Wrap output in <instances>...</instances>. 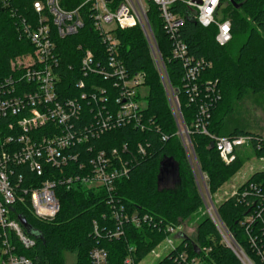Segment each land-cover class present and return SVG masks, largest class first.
<instances>
[{"label": "built area", "instance_id": "built-area-1", "mask_svg": "<svg viewBox=\"0 0 264 264\" xmlns=\"http://www.w3.org/2000/svg\"><path fill=\"white\" fill-rule=\"evenodd\" d=\"M86 4L91 5L87 15L105 45V55L89 48L80 52L79 72L74 81L79 92L67 96L55 38L64 39L78 33L84 24L81 8ZM177 4L184 5L203 27L215 25L219 45L225 46L232 40L231 21L224 19L220 12L221 0H86L72 10L64 8L61 0H37L33 3L35 21L19 15L11 0H0V7L10 11L17 31L33 47L12 58L10 72L0 76V264H32L26 256L15 252L12 235L25 248L35 246L36 238L26 233L19 217L11 216L12 207L29 201L38 219L53 220L61 209L57 188L62 186L70 188L81 183L106 190L115 225L114 229L103 230V235L110 239L123 236L127 222L136 227L146 222L151 224L153 219L149 215L129 214L122 204L115 202L114 194L117 181L129 177L133 165L147 156L149 142H138L135 150L128 142L109 150L98 149L94 144L107 132L126 127L141 132L156 130L162 141L170 139V135L146 116V101L139 102L142 89L147 87L145 73H130L120 57L117 30L135 26L141 27L148 41L176 120L175 134L185 148L208 216L222 242L244 264H254L222 221L209 193L208 176L202 172L192 144L193 131L185 123L178 92L171 83L148 17L152 5L156 6L163 30L171 41V59L182 64L183 92L190 104L198 103L194 132L210 136L227 165L236 160L241 150H250L256 158L264 160V156L257 155L264 148V135L229 137L209 132L211 110L221 99L218 81L200 82L201 74L212 63L194 58L180 37L184 16L175 10ZM24 166L35 178H44L40 184L31 181L29 187L22 186L25 177L18 168ZM255 190L253 185L242 192L238 187L227 198H246ZM256 196L263 195L257 192ZM261 204H256L254 210L258 217L264 211ZM254 219V215L246 218L247 228ZM93 233L102 238L97 222ZM175 234L181 238L178 244L173 240ZM179 234L180 226L165 227V238L149 253L154 254L152 264H201L198 256L190 254L188 243H183L185 236ZM162 242L167 243L163 252L157 250ZM252 245L258 248L264 262V250L254 239ZM135 252V247H130L124 264H141L142 261L135 259ZM90 259L92 264H109L108 250L95 246L90 251Z\"/></svg>", "mask_w": 264, "mask_h": 264}, {"label": "trees", "instance_id": "trees-1", "mask_svg": "<svg viewBox=\"0 0 264 264\" xmlns=\"http://www.w3.org/2000/svg\"><path fill=\"white\" fill-rule=\"evenodd\" d=\"M35 1L11 0L18 14L32 21L36 18L33 10ZM85 1L61 0V4L72 10ZM90 6L86 4L81 8L84 24L78 33L64 39L55 38L60 53V72L65 76L63 89L67 96H75L79 92L74 81L79 72L80 52L89 48L105 55V45L87 15ZM175 10L184 16L180 37L188 45L192 56L212 63L211 68L207 67L201 74L200 82L218 81L221 99L211 110L209 132L217 136H257L237 128L226 134L224 127L226 118L234 111L235 101L249 93H261L264 96V0H221L220 12L224 19L231 21L232 30V40L225 46L216 41L215 25L203 27L182 4H177ZM148 17L169 78L178 92L185 123L193 131L192 144L200 168L208 176L207 185L213 198L219 188L242 169L244 159L238 153L236 160L227 165L220 157L214 140L206 134L194 132L198 103L190 104L183 92L182 64L171 59V41L163 30L155 5H152ZM117 36L120 40V57L129 72H143L146 75L145 85L149 90L146 116L170 135V139L162 141L156 130L141 132L137 128L126 127L107 132L94 144L98 149L109 150L128 142L135 150L138 142H149L147 156L139 158L129 177L117 181L114 194L117 199L115 202L122 204L129 214L149 215L153 220L151 224L146 222L140 227L127 222L123 227L124 235L110 239L103 235V230L114 229L115 225L106 190L90 188L81 183L70 188L59 187L57 195L61 209L53 220L38 219L31 211L29 201L12 207L11 216H24L32 228V231L26 228V233L36 238L35 246L25 248L12 235L15 252L26 256L32 264H66L68 254H76L74 264H92L90 251L95 246L108 250L109 264H124L130 247L136 249L135 259L142 261L165 238L167 225L181 226L182 221L195 216L204 206L185 148L175 134L176 120L143 30L139 26L118 29ZM32 48L17 31L15 18L10 11L0 7V76L10 72L12 58ZM257 155L264 156V148ZM18 171L25 177L23 187H29L31 181L40 184L44 179L35 178L25 166L19 167ZM252 185L256 187L253 195L226 198L217 209L222 221L250 260L254 264H264L258 255V248L252 245L254 239L257 246L264 250V211L260 217L254 214L256 204H261L264 198V169L253 172L239 187V191ZM257 192L263 196H256ZM261 206L264 207V202ZM252 215L255 219L247 228L245 220ZM95 222L102 231V238L93 233ZM186 242L192 257L198 256L201 264H244L222 242L209 216L201 218L196 237H185L183 243Z\"/></svg>", "mask_w": 264, "mask_h": 264}, {"label": "rangeland", "instance_id": "rangeland-1", "mask_svg": "<svg viewBox=\"0 0 264 264\" xmlns=\"http://www.w3.org/2000/svg\"><path fill=\"white\" fill-rule=\"evenodd\" d=\"M149 94L148 88H144L141 91L140 103L146 101V97ZM246 130L250 133L264 134V96L261 93H249L241 100L234 102V111L226 118L224 133L228 134L234 129ZM240 157L244 159L242 169L234 175L228 182H226L217 193L213 196V201L218 207L231 193L237 190L246 178L250 177L251 173L264 169V160L256 158L253 152L250 150H241ZM203 187V182H201ZM208 216L206 206L202 207L195 216L182 221L180 226V234L183 237L195 238L197 235V227L202 217ZM173 240L178 244L181 241L177 234L173 235ZM166 242H162L158 251H162ZM76 254H68L66 264H74L76 261ZM154 261V254L147 255L141 262V264H152Z\"/></svg>", "mask_w": 264, "mask_h": 264}, {"label": "water", "instance_id": "water-1", "mask_svg": "<svg viewBox=\"0 0 264 264\" xmlns=\"http://www.w3.org/2000/svg\"><path fill=\"white\" fill-rule=\"evenodd\" d=\"M165 162L162 164L164 165ZM163 171V168L161 167V172ZM19 220L21 221L22 225H24L25 228H27L29 231H32V228L29 224V222L26 220L24 216H19Z\"/></svg>", "mask_w": 264, "mask_h": 264}, {"label": "crops", "instance_id": "crops-1", "mask_svg": "<svg viewBox=\"0 0 264 264\" xmlns=\"http://www.w3.org/2000/svg\"><path fill=\"white\" fill-rule=\"evenodd\" d=\"M263 135H264V134H263ZM251 174H252V173H251ZM248 178H249V177H248ZM248 178H246V180H247ZM246 180H245V181H246ZM245 181H244V182H245ZM244 182H243V183H244Z\"/></svg>", "mask_w": 264, "mask_h": 264}]
</instances>
